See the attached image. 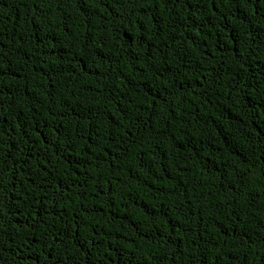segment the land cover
I'll list each match as a JSON object with an SVG mask.
<instances>
[{
  "label": "trees",
  "instance_id": "obj_1",
  "mask_svg": "<svg viewBox=\"0 0 264 264\" xmlns=\"http://www.w3.org/2000/svg\"><path fill=\"white\" fill-rule=\"evenodd\" d=\"M0 264H264V0H0Z\"/></svg>",
  "mask_w": 264,
  "mask_h": 264
}]
</instances>
